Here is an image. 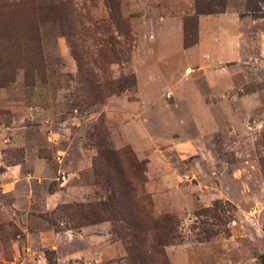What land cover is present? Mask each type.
Wrapping results in <instances>:
<instances>
[{
    "label": "rangeland",
    "instance_id": "374dc122",
    "mask_svg": "<svg viewBox=\"0 0 264 264\" xmlns=\"http://www.w3.org/2000/svg\"><path fill=\"white\" fill-rule=\"evenodd\" d=\"M205 1L118 0L123 39L104 0H0V264H129L66 208L105 197L98 138L176 220L168 264H264V0Z\"/></svg>",
    "mask_w": 264,
    "mask_h": 264
},
{
    "label": "trees",
    "instance_id": "16d2710c",
    "mask_svg": "<svg viewBox=\"0 0 264 264\" xmlns=\"http://www.w3.org/2000/svg\"><path fill=\"white\" fill-rule=\"evenodd\" d=\"M104 1L116 32L126 39V24L120 17L118 0ZM211 2L212 0L205 1L204 9H200L195 2L194 13L212 14L223 11L221 1H217V11L209 7ZM183 30L185 46L192 45V42L187 43L185 39V22ZM133 83L131 79V86ZM95 146L94 184L105 191V197L93 202L68 205L66 208L72 209L77 218L76 226L102 222L116 224L112 232L124 244L129 264H168L163 247L180 237L176 230L177 223L172 216L156 217L153 214L150 198L141 189L144 182L142 165L134 158L125 164L120 153L110 149L104 139L98 138Z\"/></svg>",
    "mask_w": 264,
    "mask_h": 264
}]
</instances>
